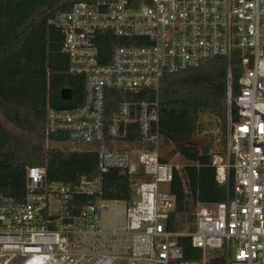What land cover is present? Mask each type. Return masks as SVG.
I'll list each match as a JSON object with an SVG mask.
<instances>
[{"label": "built area", "instance_id": "2783aa9c", "mask_svg": "<svg viewBox=\"0 0 264 264\" xmlns=\"http://www.w3.org/2000/svg\"><path fill=\"white\" fill-rule=\"evenodd\" d=\"M49 25L62 33L69 73L83 76L84 98L75 111L49 110L45 136L95 152L100 176L70 187L26 167L22 201L0 195V264H264V0H92ZM106 35L134 43L105 57ZM215 58L226 61V106L237 118H227L225 151L211 166L218 185L232 177L231 197L196 205L193 222L170 231V186L183 166L160 161V82ZM110 90L126 99L106 118ZM144 92L154 99L139 100ZM112 170L129 178V200L103 198ZM109 208L122 227L105 223Z\"/></svg>", "mask_w": 264, "mask_h": 264}, {"label": "trees", "instance_id": "16d2710c", "mask_svg": "<svg viewBox=\"0 0 264 264\" xmlns=\"http://www.w3.org/2000/svg\"><path fill=\"white\" fill-rule=\"evenodd\" d=\"M92 0H0V113L24 137L7 132L0 124V195L21 202L26 184V167L45 169V183H63L74 187L81 179L100 176L97 155L89 150H58L35 146L31 140L46 144L68 143L62 135L45 136L46 114L49 110L72 112L82 106L84 79L69 73V60L62 52L63 36L49 21L79 2ZM146 3L149 0H136ZM106 35L99 43V52L108 57L113 46L131 45ZM136 45H138L136 43ZM226 71L223 58L175 74H165L158 92L161 144L169 146V155L180 156L186 164L174 172L170 190L175 208L170 214L168 229L182 231L193 222L198 204L225 202L231 197L229 184L218 185L211 166L210 146L200 149L190 143L198 134L201 114L220 121L222 152L226 145ZM238 69L233 70L236 79ZM62 91L70 98L62 100ZM139 100L151 101L154 94L144 92ZM126 99L116 90L106 92L105 116L109 118L117 105ZM237 118L231 104V121ZM222 153V154H223ZM161 162H166L160 157ZM102 194L106 200H129V178L112 170L102 175ZM92 198L74 197L79 205ZM189 226V230H192ZM187 259L188 240L182 242Z\"/></svg>", "mask_w": 264, "mask_h": 264}, {"label": "rangeland", "instance_id": "374dc122", "mask_svg": "<svg viewBox=\"0 0 264 264\" xmlns=\"http://www.w3.org/2000/svg\"><path fill=\"white\" fill-rule=\"evenodd\" d=\"M0 124L1 126L9 133L20 137V138H27L22 135V133L17 130L13 125H11L0 113ZM198 127V134L194 137L193 141L190 143L191 146L196 147L198 149L206 146H210L211 153L223 155L222 152V141L220 137V121L211 116L206 114H201L197 123ZM27 140H29L27 138ZM31 142L35 146H49L53 149L58 150H67V151H74V150H84L85 148L76 143H52L46 144L45 142L40 141L39 139H33ZM171 148L169 146H165L161 144L159 154L160 157L163 158L166 162L177 164L180 166H184L186 162L178 155L171 156L169 152ZM223 153V154H222ZM119 213L122 212V206L119 205L117 208ZM104 221L108 225V227H112L115 225L117 228L123 226L124 219L121 215L114 216V210L109 208L105 210L104 213Z\"/></svg>", "mask_w": 264, "mask_h": 264}, {"label": "water", "instance_id": "95a60500", "mask_svg": "<svg viewBox=\"0 0 264 264\" xmlns=\"http://www.w3.org/2000/svg\"><path fill=\"white\" fill-rule=\"evenodd\" d=\"M62 100H68L70 98V92L69 91H62L60 95ZM227 117H231V108L227 107Z\"/></svg>", "mask_w": 264, "mask_h": 264}]
</instances>
